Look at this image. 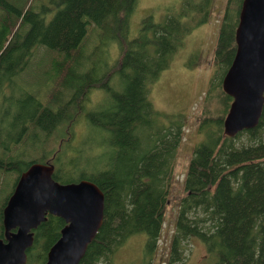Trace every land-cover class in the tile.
<instances>
[{
    "label": "trees",
    "instance_id": "1",
    "mask_svg": "<svg viewBox=\"0 0 264 264\" xmlns=\"http://www.w3.org/2000/svg\"><path fill=\"white\" fill-rule=\"evenodd\" d=\"M45 1L0 0V80L29 60L40 43L59 50L47 75L50 80L63 78L80 48L75 39L99 20L100 40L90 50L76 95L80 103L94 87L115 106L105 121L100 112H87L90 123L101 128L104 155L87 178L103 190L105 210L103 224L79 264H116L115 254L139 233L146 234L144 251L152 258L170 200L185 118L155 108L148 111L147 92L133 100L112 80L132 81L149 72L147 62L162 46L170 25L148 15L134 32L135 0ZM242 1L228 0L222 19L199 123L204 138L189 163L169 264H181L194 238L205 246L209 264H264V106L257 126L234 136L224 131L233 97L224 91L223 78L237 49ZM48 152L28 151L29 165L51 163ZM10 166L0 156V167ZM54 218L60 235L65 222ZM4 230L1 224L0 237Z\"/></svg>",
    "mask_w": 264,
    "mask_h": 264
},
{
    "label": "rangeland",
    "instance_id": "2",
    "mask_svg": "<svg viewBox=\"0 0 264 264\" xmlns=\"http://www.w3.org/2000/svg\"><path fill=\"white\" fill-rule=\"evenodd\" d=\"M227 2H133L131 26L134 32L148 15L156 20H167L171 30L148 60L149 72L137 74L132 81L117 78L112 82L133 100L147 92L148 111L155 108L171 114L181 113L185 122L176 151L170 200L154 254L152 258L145 255L146 234L139 233L131 236L115 254L116 264H169L179 202L186 193L189 163L195 145L204 138L199 123ZM98 21L90 22L88 30L75 39V45L80 48L63 78L50 80L47 75L48 65L59 50L40 43L29 60L0 80V156L11 163L8 169L0 167V227L7 201L20 175L29 167L28 151L47 149L54 165V177L59 181L87 178L104 159L99 147L101 128L90 123L87 112L98 111L105 121L115 104L95 92L94 87L82 96L80 103L76 95L90 50L100 40ZM146 86L148 89H144ZM59 236L58 224L50 217L42 231H34V242L27 250L24 264H45L49 249ZM181 264H209L206 248L199 239L191 240Z\"/></svg>",
    "mask_w": 264,
    "mask_h": 264
},
{
    "label": "water",
    "instance_id": "3",
    "mask_svg": "<svg viewBox=\"0 0 264 264\" xmlns=\"http://www.w3.org/2000/svg\"><path fill=\"white\" fill-rule=\"evenodd\" d=\"M237 49L223 89L233 97L224 119L229 136L260 122L264 106V0H243ZM54 165L34 161L20 175L4 208L0 264H24L34 229L54 214L65 221L45 264H79L104 220L105 194L91 179L59 181Z\"/></svg>",
    "mask_w": 264,
    "mask_h": 264
},
{
    "label": "flooded vegetation",
    "instance_id": "4",
    "mask_svg": "<svg viewBox=\"0 0 264 264\" xmlns=\"http://www.w3.org/2000/svg\"><path fill=\"white\" fill-rule=\"evenodd\" d=\"M54 216H57V215L51 214V220H52V218H53ZM58 217H59V216H58ZM59 218H60V217H59ZM61 219H62V218H61ZM64 222H65V221H64ZM42 223H43V222H42ZM42 223H41V224H42ZM41 224H40V225H41ZM40 225H39V226H40ZM64 225H65V223H64ZM39 226H38V227H39ZM3 227H4V226H3ZM38 227H37V228H38ZM37 228H36V229H37ZM34 231H35V229H34ZM4 237H5V230H4Z\"/></svg>",
    "mask_w": 264,
    "mask_h": 264
}]
</instances>
